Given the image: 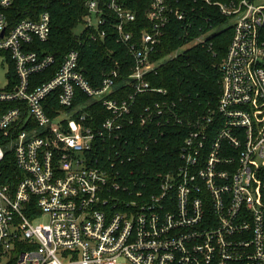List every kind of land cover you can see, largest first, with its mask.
<instances>
[{
    "label": "built area",
    "instance_id": "obj_1",
    "mask_svg": "<svg viewBox=\"0 0 264 264\" xmlns=\"http://www.w3.org/2000/svg\"><path fill=\"white\" fill-rule=\"evenodd\" d=\"M15 1L0 0V55L16 75L14 85L5 78L0 87V132L13 137L23 177L13 191L0 182V264L18 245L17 264H264V0H202L233 29L220 65L217 107L186 123L177 168L157 174L152 184L121 176L115 164L128 146L114 142L136 121L183 125L164 101L136 117L131 111L139 94H166L146 77L179 51L154 60L151 55L171 19L190 26L183 6L188 1L174 6L150 0L151 27L136 45L125 30L135 13L121 0H85L78 35L103 40V13L109 11L118 20V41L134 59L126 81L132 90L121 98L111 97L118 65L92 87L77 50L64 56L49 80L34 82L31 77L54 62L29 49L47 41L50 15L44 11L9 28L5 11ZM78 94L101 102L108 116L99 125L86 103L76 104ZM98 142L111 151L107 167L89 163L87 154ZM3 157L0 146V163Z\"/></svg>",
    "mask_w": 264,
    "mask_h": 264
},
{
    "label": "trees",
    "instance_id": "obj_2",
    "mask_svg": "<svg viewBox=\"0 0 264 264\" xmlns=\"http://www.w3.org/2000/svg\"><path fill=\"white\" fill-rule=\"evenodd\" d=\"M167 1L170 5H177L176 0ZM187 1L183 6L190 18V26L185 28V22L171 19L167 25L166 35L157 52L151 55V59L164 58L175 51H179V54L177 57L162 60L156 75L146 77L153 87L166 90V94L156 92L139 94L135 97L131 111V117H136L145 106L164 101L173 105L171 109L174 117L181 118L183 125L170 124L158 128L152 124L140 126L138 121L133 125H126L120 133L119 141L114 142L118 147L128 146L123 162L118 161L115 164V168L119 169L121 176L126 179L152 184L157 174L170 169L175 170L180 161V147L189 131L186 123L198 114L213 111L217 107L221 80L220 65L231 41L233 29L228 25L202 40L201 36L204 37L213 29L222 27L228 20L216 7L209 6L202 0ZM121 2L124 7L135 13V20L127 24L125 30L132 34L131 41L138 45L140 32L151 27L146 18L150 0ZM44 11L50 15L49 37L45 42H34L29 49L40 55H52L54 62L43 72L33 75L31 79L36 83L49 80L55 75L64 56L71 50H77L80 68L83 69L84 76L92 87H98L103 73L118 65L119 76L115 79L117 91L111 97L128 96L132 89L126 81L134 65V59L127 47L118 41V20L115 15L104 11L105 23L102 29L106 33L105 38L87 42L84 36L78 35L76 31L87 14L85 0H16L5 11L8 27H13L23 19L37 20L39 14ZM200 38L201 41H196ZM7 60L10 66L6 78L14 85L16 83L14 67L8 57ZM79 102L88 105L87 109L92 113V120L96 126L108 116L100 101L79 95L76 104ZM51 106H55L53 100ZM12 138L0 132V146L4 150V157L0 163V182L8 185L13 191L23 174L15 162L10 144ZM110 152L107 144L98 142L87 154L89 163L107 167L106 161H111L108 159ZM129 156H132L131 160H128ZM108 171L113 173L111 169ZM137 189L138 185L132 187L133 191ZM19 249H21L19 245L15 246L6 264H17L16 254Z\"/></svg>",
    "mask_w": 264,
    "mask_h": 264
},
{
    "label": "rangeland",
    "instance_id": "obj_3",
    "mask_svg": "<svg viewBox=\"0 0 264 264\" xmlns=\"http://www.w3.org/2000/svg\"><path fill=\"white\" fill-rule=\"evenodd\" d=\"M228 22H229V20H228ZM228 25H229V23L223 25L220 28L213 29L211 32L206 34L203 38L206 39L209 35L214 34V33L218 32L219 30H222L223 28L227 27ZM80 30H81V26H79L76 29V31H78V32ZM0 56H2V55H0ZM9 66H10V64L8 63V60L4 56L0 57V87L4 86V82H5V78H6L5 73L9 70ZM45 221H46L45 218L43 220H40V222H45ZM35 223H37V222H35Z\"/></svg>",
    "mask_w": 264,
    "mask_h": 264
}]
</instances>
